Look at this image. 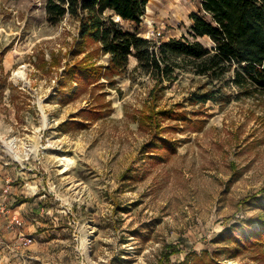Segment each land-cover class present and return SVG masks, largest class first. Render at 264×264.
<instances>
[{"label": "rangeland", "instance_id": "1", "mask_svg": "<svg viewBox=\"0 0 264 264\" xmlns=\"http://www.w3.org/2000/svg\"><path fill=\"white\" fill-rule=\"evenodd\" d=\"M199 10L200 0H150L142 24L122 25L166 42L189 36ZM85 60L106 67L110 55L81 38L76 18L54 25L42 0H0V164L11 174L0 182V220L27 198L24 225L46 235L1 237L0 264H40L31 257L49 251L50 264H157L168 244L180 253L164 264H264V243L247 240L264 219V95L237 99L229 89L221 103L194 104L205 80L192 73L155 90L131 57L129 73L86 82L68 73ZM153 105L174 115L154 132L139 123ZM4 142L37 177L17 178L22 165ZM63 156L73 161L65 173ZM34 180L37 189L22 184Z\"/></svg>", "mask_w": 264, "mask_h": 264}, {"label": "trees", "instance_id": "2", "mask_svg": "<svg viewBox=\"0 0 264 264\" xmlns=\"http://www.w3.org/2000/svg\"><path fill=\"white\" fill-rule=\"evenodd\" d=\"M42 1L51 24H58L67 16L76 18L81 38L98 44L104 54L110 55L106 67L85 60L75 68H67L69 74L86 82L98 71H104L110 79L129 73L134 57L137 64L133 73L149 76L155 82V90L163 89L164 83L176 82L180 71L204 79L203 86L192 94L194 104L221 103L229 98V89H236L237 99L254 100L264 95V0H200L199 13L191 15L189 36L160 43L122 25V21L142 24L150 0ZM205 37L213 47L207 48L199 40ZM160 116L174 115L169 111L156 112L153 105L139 119L140 126L158 131ZM159 141L155 140V144ZM256 201L264 206V196ZM259 221L260 232L252 231L247 238L251 243H264V219ZM179 253L176 244H168L157 264H164Z\"/></svg>", "mask_w": 264, "mask_h": 264}, {"label": "crops", "instance_id": "3", "mask_svg": "<svg viewBox=\"0 0 264 264\" xmlns=\"http://www.w3.org/2000/svg\"><path fill=\"white\" fill-rule=\"evenodd\" d=\"M4 155H0V160L4 157ZM28 160H30V159H26V158L21 157L20 165H22L21 166L22 169L20 171H22V172H20L21 174H17L18 175L17 178H21L22 180L25 179V177H27V174H26L27 172L31 173L30 175H28L29 177L31 176L32 178H34V177L38 176V173L35 170V166H33L34 169L32 167H30L29 165H31V163ZM2 161H3L4 165L0 164V170L2 168H5V170L3 173H0V182L5 183V182H9L11 179V177H10L11 174L8 172V168H9L8 166H9L10 162L4 161V160H2ZM19 175H21V177ZM26 182H23L22 184L25 185V187L28 186L30 189H37L39 187L38 182L35 180L33 182L37 183L36 186H29V185H31L30 182L29 183H26ZM4 191L5 192H3V193H7L6 189ZM4 198L5 199L3 200L2 197H0V211H4V209L8 205V203L5 202L7 199V197H5V195H4ZM2 201H3V203H2ZM27 202H28L27 198H22V197L15 198L14 201L11 202V205L12 206L14 205V207L13 208L10 207L9 209H7V211L10 213L8 215V220L10 219L9 223H8V220H0V238L1 237H10V238H12L13 241L20 243L22 236L31 237V238L33 237L32 238L33 240L34 239H36V240L40 239L41 240V238L46 237L45 232H42V233L35 235V236L32 235L33 234L32 231L34 230V228L40 227L39 225H42V224L37 223L36 225L34 224L32 226L31 225H28V226L24 225L25 223H24L23 218L21 216L20 209H23L25 207V205L27 204ZM15 218L20 219L22 221V225H20V226L16 225L15 221H14ZM22 227H23V229H25L24 232L20 231ZM19 234L21 235V237L18 236ZM52 242H54V240H51L49 242V244L51 245ZM33 245H35V243ZM23 254L24 253L21 252L20 256H22ZM56 254L61 255L58 253H56ZM54 256H56V255H54ZM54 256L51 254V251H49V252H47V254H45V256H40L39 254H36V255H33V257H31V259H34V260L38 259V261H39L38 263H40V264L41 263L42 264H50L47 262V260L49 258H46V257H54Z\"/></svg>", "mask_w": 264, "mask_h": 264}, {"label": "built area", "instance_id": "4", "mask_svg": "<svg viewBox=\"0 0 264 264\" xmlns=\"http://www.w3.org/2000/svg\"><path fill=\"white\" fill-rule=\"evenodd\" d=\"M5 143V142H4ZM15 143H5L4 145H6V149H7V153L9 154V156L12 158L13 161L15 162H20L19 161V155H18V152H17V149L16 147L14 146ZM5 149V150H6ZM4 150V151H5ZM10 185L7 186L6 188V191H8L10 189ZM15 223L20 226L22 225V221L18 218H15ZM33 242V239L32 238H27V243H32Z\"/></svg>", "mask_w": 264, "mask_h": 264}, {"label": "bare ground", "instance_id": "5", "mask_svg": "<svg viewBox=\"0 0 264 264\" xmlns=\"http://www.w3.org/2000/svg\"><path fill=\"white\" fill-rule=\"evenodd\" d=\"M116 19H117V20H120L119 17H117ZM16 76H19V77L21 76V77L24 78L25 75H24L23 70H19V71L16 73ZM45 120H46V118H45ZM58 159L61 161L62 165L65 166V168L62 170V173H65V172H67L68 170H70V169L72 168L73 161H72L69 157H67V156H63V157H59Z\"/></svg>", "mask_w": 264, "mask_h": 264}]
</instances>
